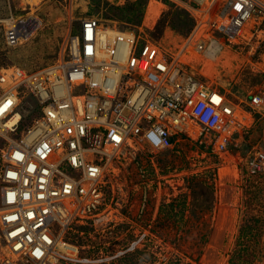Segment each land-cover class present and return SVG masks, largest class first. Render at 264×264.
<instances>
[{
	"label": "built area",
	"instance_id": "obj_1",
	"mask_svg": "<svg viewBox=\"0 0 264 264\" xmlns=\"http://www.w3.org/2000/svg\"><path fill=\"white\" fill-rule=\"evenodd\" d=\"M153 2L194 22L175 52L87 15L52 63L0 68V109L12 101L0 115V264H105L68 236L76 225L115 222L107 188L127 152L160 153L186 135L222 154L264 118V88L242 106L199 66L234 49L264 72V0H147V9ZM4 24L17 46L43 19L12 14ZM245 168L264 171V145L250 149Z\"/></svg>",
	"mask_w": 264,
	"mask_h": 264
},
{
	"label": "rangeland",
	"instance_id": "obj_2",
	"mask_svg": "<svg viewBox=\"0 0 264 264\" xmlns=\"http://www.w3.org/2000/svg\"><path fill=\"white\" fill-rule=\"evenodd\" d=\"M130 3L126 0H121L120 5L115 0H47L41 3L0 0V68L18 65L38 69L52 63L69 29H73L71 26L76 32L79 20L87 15L99 14L105 23L124 31H143L147 38L156 42L162 37L158 32L159 23L163 30L175 27L177 35L181 27H185L178 22L187 19V13L173 5L166 11L157 2H153L150 9L146 2L142 21L136 15L130 20ZM175 9L179 10L173 15ZM31 12L43 19V27L23 44L9 46L4 20L12 14L25 16ZM171 19L175 23H170ZM228 51L231 50L221 53L212 67L207 64L200 67L216 75V80L228 90L229 98L243 106L249 95L264 88L263 64L249 63L239 55L237 71L228 75L227 82L223 83L219 66L228 64L234 57ZM33 115L26 119L22 129L31 122ZM239 137L223 152L225 155L214 153L209 143L197 142L186 135L176 137L172 147L160 153H153L149 147L127 152L117 173L110 177L107 188V212H112L115 222L99 226V231L93 223L76 225L68 236L70 241L84 247L82 255L107 259L105 264H230L242 221L249 216L245 189L248 182L258 176L249 175L245 160L254 145H264V118L256 116L251 130L244 135L240 133ZM194 175L208 181L195 197L191 188ZM259 175L264 176V171ZM184 196H188L189 209L195 211L187 213L191 220L200 217L207 223L204 228L210 233L209 241L203 243L201 237L190 233L187 244L180 245L175 239L176 228L169 234V228L157 221L164 202ZM262 200L256 207V214L261 217L264 215ZM179 217L171 219L175 221ZM262 230L260 254L254 264H264V226Z\"/></svg>",
	"mask_w": 264,
	"mask_h": 264
},
{
	"label": "trees",
	"instance_id": "obj_3",
	"mask_svg": "<svg viewBox=\"0 0 264 264\" xmlns=\"http://www.w3.org/2000/svg\"><path fill=\"white\" fill-rule=\"evenodd\" d=\"M126 1L130 2L129 0ZM146 2L147 0H139L130 3L131 8L128 11V13L131 14L130 20H134L135 15L138 17L139 21L143 20L146 12ZM115 3L120 5L121 0H115ZM178 10L179 9H175L173 11V15L176 14ZM124 11L127 12V10ZM180 12L184 13V11L182 10H180ZM182 13L180 14V16H182ZM170 23L175 22L173 19H171ZM178 23L180 26H185L184 28L181 27L179 35L175 33V27L166 28L163 30L160 27V23L158 24L159 27L157 26L158 32H160V35H162V37L157 38L158 40L161 39L160 41H158L157 39L156 40L169 52H175L178 49L179 45L182 43L194 24L193 20L189 16L187 19H181ZM228 52L232 53L234 57L232 60L228 61V64H222L219 66V71H221L219 77L223 83L227 82L228 75H231L237 71V67L239 64L238 61H236V58L240 56L234 52ZM200 65L201 63H199V66ZM193 180L194 182L192 183L191 188L192 195H194L195 197V195L200 194L199 188L208 184V181L206 179H201L199 175H194L192 181ZM210 186L212 187V189H214L213 184H211ZM245 195V206L246 209H248L249 216L246 217V219L244 218L242 221L236 249L234 255L230 258V264H254L260 254V238L264 226V215L263 217L258 216L256 214V207L261 202L262 197V201H264V176L258 174L255 179L250 180L245 189ZM187 200L188 196H184L182 198H174L170 199L167 202H164L160 207L157 221L162 223L165 227L169 228V234H172V230L176 228L177 233L175 234V239L180 243V245L187 244L190 239V233L196 234L198 237H201L203 243H205L209 241L210 234H208V232H205L207 223L204 219H200V217L197 220H191L188 214L189 212L191 213L195 211L189 209ZM172 216L180 217L177 220L172 221Z\"/></svg>",
	"mask_w": 264,
	"mask_h": 264
},
{
	"label": "bare ground",
	"instance_id": "obj_4",
	"mask_svg": "<svg viewBox=\"0 0 264 264\" xmlns=\"http://www.w3.org/2000/svg\"><path fill=\"white\" fill-rule=\"evenodd\" d=\"M72 1V0H71ZM72 15V14H71ZM157 18H158V16H157ZM32 23H34V21L32 22ZM154 26V25H153ZM229 50H231V51H235L234 49H229ZM221 54V53H220ZM250 96V95H249ZM217 100H219V98H216ZM12 104V101L10 100V99H7L6 101H5V104L4 105H2L1 106V109H0V115L1 114H4L5 116L9 113V112H7L6 111V109H7V107L9 106V105H11ZM241 142V141H240ZM208 144V143H207ZM210 147H211V144H208ZM229 152V151H228ZM223 154V153H222ZM229 154V153H228ZM223 155H225V153L223 154ZM231 166H233V165H231ZM233 168V167H232ZM234 169V168H233ZM234 173H236V170H235V172ZM238 173V172H237ZM237 173L235 174V175H237ZM234 175V174H233ZM121 212V211H120ZM113 214H114V211H113ZM113 218V217H112ZM89 231V230H88ZM115 231V230H114ZM78 234V233H77ZM105 234V233H104ZM109 244V243H108ZM93 250V249H92ZM103 253V252H102ZM100 255V254H99ZM98 256V255H97ZM108 256V255H107Z\"/></svg>",
	"mask_w": 264,
	"mask_h": 264
}]
</instances>
